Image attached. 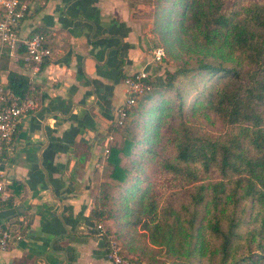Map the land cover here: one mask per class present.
Here are the masks:
<instances>
[{
  "label": "crops",
  "instance_id": "1",
  "mask_svg": "<svg viewBox=\"0 0 264 264\" xmlns=\"http://www.w3.org/2000/svg\"><path fill=\"white\" fill-rule=\"evenodd\" d=\"M140 7L137 0H32L21 34L45 33L52 56L33 81L23 48L2 54L0 82L8 85L10 71L25 75L36 106L22 118L7 164L11 196L0 212L15 210L1 217L14 238L0 249V264L109 263L92 213L109 173L105 146L126 98L124 77L151 70Z\"/></svg>",
  "mask_w": 264,
  "mask_h": 264
},
{
  "label": "trees",
  "instance_id": "2",
  "mask_svg": "<svg viewBox=\"0 0 264 264\" xmlns=\"http://www.w3.org/2000/svg\"><path fill=\"white\" fill-rule=\"evenodd\" d=\"M226 1L183 3V18L190 17L193 27L217 46L218 60L179 64L164 81L153 76L152 89L139 101L146 105L165 93H176L171 106L163 100L155 108L161 115L171 110L181 119L170 123L174 158H163L162 168L190 185V204L184 206L190 211L188 247L178 249L172 264H264V0L235 1L225 8ZM164 6L162 2L163 12L171 13ZM223 47L229 51H221ZM193 73L199 81L192 79ZM206 78H214L218 85L199 89ZM8 86L21 96L32 92L29 79L15 71L9 72ZM193 91L197 93L193 109L203 106L212 111L223 130L208 131L185 118L187 95ZM201 95H205L202 100ZM127 121L113 128L114 141L105 159L109 173L100 184L98 206L92 213L104 223L116 193L129 184L132 198L147 183L131 163L142 139L136 122ZM153 134L160 139L158 132Z\"/></svg>",
  "mask_w": 264,
  "mask_h": 264
},
{
  "label": "rangeland",
  "instance_id": "3",
  "mask_svg": "<svg viewBox=\"0 0 264 264\" xmlns=\"http://www.w3.org/2000/svg\"><path fill=\"white\" fill-rule=\"evenodd\" d=\"M184 1L186 3L187 0H137L141 5L137 15L145 17L147 22L149 54L152 56L157 46H163L166 50L163 60L151 65L150 71L158 81H164L167 72L175 70L179 64L195 66L200 61L218 60L217 46L208 43L202 32L193 27L195 24L190 17L183 18ZM235 1L242 4L244 0H227L225 8ZM162 2L167 5L164 7L170 8L171 13L163 12L160 7ZM223 50L229 51L228 47H223L221 51ZM192 79L199 81L195 73L192 74ZM211 84L212 90L218 85L214 78L207 79L199 89ZM190 88L191 85L185 89ZM208 91L210 89H207ZM196 94L193 91L187 95L188 112L185 118L208 131L223 130L221 120L212 111L203 106L193 109ZM175 96L176 93H165L151 103L145 105L140 102L131 108L127 122H136L139 137L142 139L135 148L136 154L131 163L135 172L146 178L147 183L132 198L128 196L129 184L121 194L116 193L115 203H111L107 208L109 219L106 223L101 221L106 231L110 226L112 235L119 241L123 253L137 264H172L178 249L184 250L188 247L186 220L190 211L185 210L184 206L190 204V185L186 179L175 177L162 168L163 158H174L170 123H179L181 119L177 113L171 115V110H166L162 115L155 111L163 100L164 104L168 101L167 107L171 106ZM204 97L205 95H201L199 99ZM154 132H158L159 140H156ZM153 140L157 142L154 143ZM155 149L158 150L157 154ZM186 183L187 186L184 187L183 184ZM141 193L144 199L140 197Z\"/></svg>",
  "mask_w": 264,
  "mask_h": 264
},
{
  "label": "built area",
  "instance_id": "4",
  "mask_svg": "<svg viewBox=\"0 0 264 264\" xmlns=\"http://www.w3.org/2000/svg\"><path fill=\"white\" fill-rule=\"evenodd\" d=\"M0 3V58L7 50L15 53L20 47L23 48L21 59L34 81L43 63L52 56L53 50L45 33L35 32L27 36L21 34V22L30 12L32 0H1ZM152 53V63L161 62L166 56L163 46L155 47ZM152 79V73L146 68L124 77L126 98L117 108V126L125 123L129 110L152 89ZM35 106L36 102L32 96H21L0 82V210L8 204L11 196L12 182L8 176L7 164L9 157L14 154L19 124ZM109 153V146H105V157H108ZM97 227L103 236H107L108 264H134L131 258L123 253L119 241L112 234H107L103 224L99 223ZM13 238L10 226L5 224L0 216V249H6Z\"/></svg>",
  "mask_w": 264,
  "mask_h": 264
},
{
  "label": "water",
  "instance_id": "5",
  "mask_svg": "<svg viewBox=\"0 0 264 264\" xmlns=\"http://www.w3.org/2000/svg\"><path fill=\"white\" fill-rule=\"evenodd\" d=\"M14 211H15L14 209H5V210H2V211L0 212V216H1L2 218L8 217V216H10L11 213L14 212Z\"/></svg>",
  "mask_w": 264,
  "mask_h": 264
}]
</instances>
